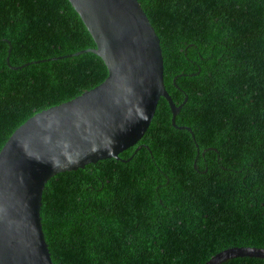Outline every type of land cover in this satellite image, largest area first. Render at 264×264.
<instances>
[{
  "label": "trees",
  "instance_id": "16d2710c",
  "mask_svg": "<svg viewBox=\"0 0 264 264\" xmlns=\"http://www.w3.org/2000/svg\"><path fill=\"white\" fill-rule=\"evenodd\" d=\"M139 1L169 93L189 97L177 124L194 135L162 98L122 159L50 179L42 218L55 264H205L264 247V0ZM95 47L69 0H0V152L29 118L108 78L99 55L72 56Z\"/></svg>",
  "mask_w": 264,
  "mask_h": 264
},
{
  "label": "water",
  "instance_id": "95a60500",
  "mask_svg": "<svg viewBox=\"0 0 264 264\" xmlns=\"http://www.w3.org/2000/svg\"><path fill=\"white\" fill-rule=\"evenodd\" d=\"M69 1L96 42L95 48L72 56L99 55L109 76L80 96L29 118L1 150L0 264H55L42 218L47 183L63 172L122 159L121 153L146 135L162 98L171 106L174 126L194 135L190 126L177 124L189 97L178 105L169 93L162 41L141 2ZM240 257L264 259V247H230L205 264Z\"/></svg>",
  "mask_w": 264,
  "mask_h": 264
}]
</instances>
